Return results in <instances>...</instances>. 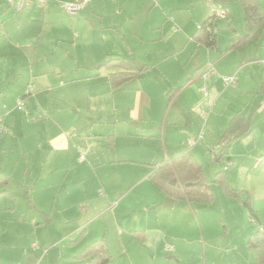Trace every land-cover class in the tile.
Segmentation results:
<instances>
[{"label": "crops", "instance_id": "obj_1", "mask_svg": "<svg viewBox=\"0 0 264 264\" xmlns=\"http://www.w3.org/2000/svg\"><path fill=\"white\" fill-rule=\"evenodd\" d=\"M65 1L76 0H48L42 8L33 5L19 12L0 0V13L3 15L0 29L1 150L7 152L10 149H23L22 140L25 135L23 128L19 127L20 124L49 122L52 125L56 124L58 128L53 129L48 135L46 141L48 150L58 153L70 152L72 147H76L82 152L83 136L80 133L88 127L103 132L102 136L108 138L110 149L117 150L118 139L123 137L141 139L145 144L148 142L146 144L148 154L142 162L151 165V170L147 174L150 179L149 175L156 168L155 164L167 161L181 152H190L201 162L198 153L204 155L209 147L211 152L218 151L231 119L239 112L246 116L252 115V128L243 137L230 144L234 146L230 149L231 152H228L227 158L230 157L232 161L233 155H238L236 153L239 151L235 149L237 146H241L245 154L252 153L257 148L256 137L263 132V126L256 122V118L264 112V59L258 57L260 49L251 46L250 50L241 54L234 66L224 67L223 64L219 66L218 72L221 75L237 74V84L234 86L224 89L220 77L213 75L204 79L200 76V71L207 61L214 62L213 53L218 54L220 60L260 38L262 34L257 39L247 41L238 48L239 50H231L222 56L221 51L227 49L233 37L247 32L244 16L245 30L238 32L233 29L225 50L218 45L219 24L216 18L217 48L210 50L195 38L198 26L214 14V12L211 14L213 4L210 0H189L184 6H179L176 2L175 10L173 5L170 10L165 11L161 7L160 20L157 23L161 24L160 29L169 22L171 14L175 15L172 23L178 27L182 39L195 43L196 50L199 51L192 72L188 69L185 71L182 66L171 69L170 72L162 69L158 61L155 63L144 61L131 45L133 38L144 39V37L141 31L136 29L135 24L130 27V32L126 31L121 17L122 11L125 5L142 0H91L75 15H70L63 7ZM214 1L225 6L228 16L224 17L228 20L227 26L232 28V14L228 3L239 2L242 10L243 0ZM258 1L264 13V0ZM156 6L153 4L151 8L147 7L149 21L151 12ZM142 9L139 6L137 13L143 12ZM176 10L181 13V17L178 12L175 13ZM126 16L127 20L133 16L134 22V11H129ZM201 47L206 50H202ZM110 58L135 60L136 69L141 72L140 77L114 88L110 73L120 69H99V66ZM241 67L244 73H240ZM244 67H254L252 68L254 70L246 72ZM197 69L201 70L194 75L192 82L186 84ZM186 76L187 79L184 80ZM206 85L208 89L204 91ZM179 87L182 89L175 94ZM20 100L25 103L23 107L19 105ZM65 110L68 113L64 115L62 112ZM207 113L209 116L204 126L203 117ZM66 120L68 123L65 122ZM86 121L89 123H85ZM6 126L17 129V136L7 139L5 135L11 131L7 130ZM203 128L202 139L206 143L201 146V139L195 146L190 147L187 143L188 139L195 138ZM38 147L39 153L45 151L42 146ZM81 156L84 158L81 159ZM78 159L84 162L86 157L82 153ZM133 160L137 161V159ZM100 162V156L94 155L92 163L99 165L102 163ZM44 165V161L39 164L41 167ZM0 168L2 175L7 173L4 162L0 163ZM223 168H226V165ZM227 179L231 184L230 177L227 176ZM245 179L244 177V180L239 181L235 186L234 183L231 185L238 190L248 191L246 188L249 187ZM1 180L0 185L3 183ZM11 183V181L5 182L8 187L0 191V200L6 199V203L0 205V220L7 212L15 211V207L7 200V198H16L10 188ZM180 201L182 203L177 206ZM177 207L178 217L173 223L175 230H171V222L164 227L162 217L158 215L146 217L141 227L130 230L139 239L141 248L147 251V254L141 257L140 255L145 251L139 250L137 256H134L135 250L131 251L126 247L122 252L124 258L115 259L104 235L101 239L105 240L106 247L112 255V262L114 264H260L252 262L251 254H246L245 260H241L237 256L241 247L233 246L230 242L223 247V243H215L211 236H205V230L202 224H199L200 219L197 215L198 211H207L205 208H197L195 203H190L188 200L174 199L172 208ZM41 213L46 218L45 222H49L47 211L42 209ZM22 214L23 211L18 218L6 216L5 221L21 223ZM188 222L191 225L199 224L202 228L201 238L194 239L198 247L194 248V254L197 256L193 262H189L185 256L192 252L191 247L187 253L185 245L179 242H190L189 234L185 230L177 229L179 225L187 226ZM40 223L43 222L38 224ZM82 231L85 233L86 227ZM38 233L37 231L33 238L39 239ZM84 233H80L79 238ZM8 239L12 240L7 241ZM36 244L34 239L31 240L29 232L24 234L22 231L18 233L10 231L7 234V229L0 226V264H53L45 263L50 250L39 243ZM78 253L74 255L73 264H81L76 259ZM226 256L232 257L233 260L227 259ZM55 264L61 262L57 261Z\"/></svg>", "mask_w": 264, "mask_h": 264}, {"label": "rangeland", "instance_id": "obj_2", "mask_svg": "<svg viewBox=\"0 0 264 264\" xmlns=\"http://www.w3.org/2000/svg\"><path fill=\"white\" fill-rule=\"evenodd\" d=\"M143 1L125 5L121 16L127 32H130V27L135 24L136 29L141 31L144 37V39L133 38L131 45L138 53L137 55H140L148 63L158 61L162 69L170 72L171 69L180 68V66L185 71L192 72L195 69L194 62L199 51L196 50L195 43L182 39L178 27L172 23L175 15L171 14L169 22L163 29H160L161 24H157L160 20L161 7L165 11L170 10L173 5L175 10L176 2L179 6H184L189 0ZM210 2L213 4L211 14L217 9L225 10L224 5H220L214 0H210ZM153 4L157 6L151 12L149 21L147 7L151 8ZM228 4L232 14L233 27L227 26L228 20L224 16L217 17L219 24L218 45L224 50L229 43L233 29L238 32L245 30L240 3L230 1ZM139 6L143 8V12L137 13ZM118 11L120 12V9ZM129 11L135 12L134 22L133 16L127 20L126 14ZM177 12L181 17V13L176 10L175 13ZM251 46L260 49L258 57L264 59V32L258 40L250 42L244 49L234 51L223 59L219 60V55L213 53L214 62L205 60L207 63L202 69L214 64L218 72L219 66L222 64L224 67L234 66L241 54L250 50ZM201 48L206 50L204 47ZM252 68L254 67L245 68V71ZM240 69V73H244L243 67ZM218 74L220 73L218 72ZM186 79L187 76L184 80ZM65 113L68 112L66 110L62 112L64 115ZM65 122L68 123V120ZM256 122L263 126V132L257 135V148L252 153L245 154L242 152L244 149L241 146L234 147L238 149L239 153H236L238 155H233L231 163L226 162L225 164L213 160L210 147L207 148L208 151H205L204 155L198 153V156L203 164L204 173L210 180L213 179L214 173L220 169H224L234 186L244 180V177L246 178V184L250 188L246 189L251 195L250 202L260 225L253 222L250 211L244 203L226 194L216 183L211 185L212 200L195 203L197 208L203 207L207 210L197 212L200 219L199 224H202L205 236H211L215 243H223V247L227 246L229 242L233 246L241 247L237 256L241 260H245L246 254H251L253 263L258 261L255 252L249 249L248 241L252 231H256L259 226L264 229V112L257 116ZM85 123H89V121ZM9 126L6 128L11 133H6L7 139L18 134L17 129ZM62 126L64 127V124ZM19 127L23 128L25 135L22 140L23 149H10L7 152L0 149V163L4 162L7 167L5 168L7 173L4 175L1 174L0 168L2 175H0V180L3 181L0 191L8 187L5 182L11 181L10 188L16 196L13 199L7 198L9 204L15 207V211L7 212L6 215L1 216L0 226L7 229V234L10 231L17 233L22 231L24 234L29 232L31 240L34 239L36 245L39 243L42 247L50 250L45 263L55 264L59 261L61 264H73L76 253L88 243L99 240L104 235L107 246L115 259L124 258L122 252L126 247L131 251L135 250L134 256H137L136 253L139 250L145 251L140 255L141 257L143 254H147V251L141 248L139 239L130 230L141 227L146 217L158 215L162 217L164 227H167L168 222H171V230H175L173 223L178 217L179 208L166 207L167 196L147 177L151 165L142 162L148 154L146 145L148 142L145 144L141 139L123 137L118 139L117 150H114L110 149L108 138L102 136L103 132L85 127L80 133L83 136L82 152L76 147H72L70 152L58 153L48 150V142H46L50 132L58 128L56 124L52 125L49 122H44V124L24 123ZM205 143L206 141L202 139L201 146ZM38 146H42L45 151L39 153ZM233 146L227 147V155L224 160L228 157V152H231L230 149ZM82 153L86 157L84 162L78 161V157ZM96 154L101 158L102 163L100 162L99 165L92 163L93 156ZM133 159H137V161ZM41 161L45 162L44 167L39 166ZM225 165L227 167L223 168ZM135 183L137 184L135 185ZM5 200L1 199L0 205L6 203ZM181 203L182 201L178 202L177 206H180ZM42 209L47 211L49 222H45L46 218L41 213ZM21 211H23L21 223L5 221L6 216L18 218ZM39 222L43 223L38 224ZM199 224L191 225L188 222L187 226L179 225L177 228L185 230L189 234L190 242L179 241L181 245H185L187 253H189V247L192 249L191 253L185 255L189 262L196 260L197 255L194 254V248H196L197 242L194 239L201 238L202 235V228ZM85 227L84 235L79 238ZM37 231L39 239L33 238ZM168 240L173 242V240ZM226 258L232 257L226 256Z\"/></svg>", "mask_w": 264, "mask_h": 264}, {"label": "trees", "instance_id": "obj_3", "mask_svg": "<svg viewBox=\"0 0 264 264\" xmlns=\"http://www.w3.org/2000/svg\"><path fill=\"white\" fill-rule=\"evenodd\" d=\"M242 10L247 32L233 37L227 49L223 52L221 51L222 56L231 50L243 46L250 39H257L264 31V13L258 0H243ZM225 12V16H228L227 10ZM217 17L218 15L214 13L198 26L195 34L196 40L210 50L217 48V24L215 22ZM103 68L110 70L120 69L110 73L111 83L114 88L122 86L127 81L139 78L141 74L136 69L135 60L128 61L122 58H110L99 66V69ZM200 70L197 69L189 77L186 84L192 82L194 75ZM181 89L182 87L176 89L175 94ZM251 128L252 115L246 116L241 112L234 115L221 140V148L218 151L212 150L213 160L218 163H231L230 157L224 160L227 155V147L235 140L243 137ZM111 145L113 144L111 143ZM155 165L156 168L151 171L149 177L166 195L176 200H188L190 203H205L212 200L211 185L212 183H217L226 194L244 203L250 211V217L257 225H260V221L250 202L251 195L248 191L234 188L228 181L224 169L216 171L213 179L210 180L204 173L203 164L190 152H181L169 160ZM81 233L83 234L84 231ZM248 247L255 252L257 261L260 264H264V229L260 226L256 231L252 232ZM76 259L81 264H114L104 239L94 241L85 246L76 255Z\"/></svg>", "mask_w": 264, "mask_h": 264}, {"label": "built area", "instance_id": "obj_4", "mask_svg": "<svg viewBox=\"0 0 264 264\" xmlns=\"http://www.w3.org/2000/svg\"><path fill=\"white\" fill-rule=\"evenodd\" d=\"M8 6L13 8L15 11H22L25 10L33 5L42 8L47 4L48 0H3ZM91 0H76V1H65L63 2V7L66 9V11L70 15H75L78 13V11L83 8L88 2ZM216 15L219 16H225L226 12L225 10L222 11L221 9H217L214 11ZM3 23V15L0 13V29ZM216 75L221 78L222 83L225 87L231 86V85H236L237 84V74L234 75H220L218 74L215 65L211 64L205 69H202L200 71V76L204 79H208L209 77ZM208 85H206L203 90L207 91ZM20 106H24L25 103L24 101L20 100L19 101ZM209 114L204 115V126L207 123ZM2 130H5L2 128ZM204 135V128L199 132V134L195 138H189L187 143L190 147L195 146L202 138ZM84 156H81V159H83Z\"/></svg>", "mask_w": 264, "mask_h": 264}, {"label": "water", "instance_id": "obj_5", "mask_svg": "<svg viewBox=\"0 0 264 264\" xmlns=\"http://www.w3.org/2000/svg\"><path fill=\"white\" fill-rule=\"evenodd\" d=\"M139 69H141V67L138 66ZM174 204V199L172 197L167 196L166 197V207L168 208H172Z\"/></svg>", "mask_w": 264, "mask_h": 264}]
</instances>
